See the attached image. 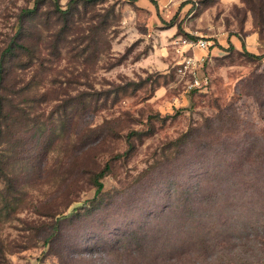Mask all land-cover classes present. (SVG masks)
Listing matches in <instances>:
<instances>
[{
	"label": "rangeland",
	"instance_id": "rangeland-1",
	"mask_svg": "<svg viewBox=\"0 0 264 264\" xmlns=\"http://www.w3.org/2000/svg\"><path fill=\"white\" fill-rule=\"evenodd\" d=\"M246 1L0 0V58L25 28L35 64L16 72L27 86L16 105L58 136L46 156L29 122L11 128L19 141L0 149V158L14 156L8 163L14 184L9 189L0 175V191L22 198L7 211L0 197L5 264L258 259L238 247L200 252L176 246L182 236L170 211L195 191L198 179L189 163L193 150H165L198 128L188 145L211 143L216 151L246 142L252 153L264 154V61L253 62L243 51L264 54V0ZM150 122L154 133L133 136L134 150L117 158L129 150L127 136L145 133ZM106 163L104 194L91 203L95 189L83 172ZM179 184L181 197L174 191Z\"/></svg>",
	"mask_w": 264,
	"mask_h": 264
},
{
	"label": "trees",
	"instance_id": "trees-1",
	"mask_svg": "<svg viewBox=\"0 0 264 264\" xmlns=\"http://www.w3.org/2000/svg\"><path fill=\"white\" fill-rule=\"evenodd\" d=\"M78 1L90 3L95 0H71L70 3L76 4ZM246 2L248 4L250 0ZM259 2L263 3L262 0ZM258 11L260 12V9ZM35 12V9L27 10L25 16L35 15ZM178 27L183 33L181 26L178 25ZM26 37H28L26 29H19L0 58V149L2 147L4 150V146L10 145L12 141L14 144L19 141L20 135L13 136L12 132L10 134L11 128L17 126L26 128L30 122L32 127L28 130L37 135L38 142L43 145L47 156L52 152L58 138L55 129L48 130L46 124L41 122L42 120L31 119L25 109L16 105V99L23 97L27 91L26 84L21 81L23 79L16 72L20 70L25 73L35 66L30 61V47L26 44ZM243 51L245 56L253 62L264 61V54L255 55L246 50ZM24 59L30 63H24ZM226 110L229 111V109ZM179 112L163 120L175 119L180 114ZM48 120L53 125L52 118L48 117ZM54 121V126L57 127V121ZM59 121L65 123L62 117ZM212 122L214 120L209 121V125ZM198 130L200 129L192 128L191 132L184 133L165 149L168 150L178 145V147L185 146L193 150L194 153L190 156L189 163L192 164L196 179H198L192 187L195 191H189L188 198L184 201H177L170 211L171 215H175V231L182 236L176 242V246L184 248L187 245V250L194 249L193 251L200 252H202L201 249L211 252L220 246L231 247V249L238 247L241 254L254 252L253 255L255 254L258 258L253 262L242 264H264V154L252 153L250 150L253 147L247 146L246 142L240 148L239 145L231 144L216 151H213L211 143H207L204 147L197 143L188 145L192 134L197 133ZM153 133L152 124L145 133L136 131L130 133L126 138L129 150L117 155V158L129 156L134 150L133 136L137 134L151 136ZM25 134L28 132L26 131ZM35 146L36 144L31 147L33 151H28L32 155L37 152L34 149ZM233 147L239 150L238 153L235 150L234 152L229 151ZM12 149H15L13 145ZM12 161H14V156L8 153L0 158V175L9 189H12L14 184L8 169V163ZM197 166L199 168H195ZM110 171V163H106L102 169L93 167L83 172L88 176L89 184L95 189V196L90 201L91 203L102 198L105 188L103 179ZM179 187H181L180 184L174 187V191L176 190L175 195L181 197L184 193ZM20 192L23 193V191ZM0 193L4 203L3 210H14L11 209L12 204L22 200V198L10 200L11 190L5 193L0 191ZM218 234L221 235L218 236ZM3 263H6L5 249L0 246V264Z\"/></svg>",
	"mask_w": 264,
	"mask_h": 264
},
{
	"label": "built area",
	"instance_id": "built-area-1",
	"mask_svg": "<svg viewBox=\"0 0 264 264\" xmlns=\"http://www.w3.org/2000/svg\"><path fill=\"white\" fill-rule=\"evenodd\" d=\"M198 46L201 48H206V43L204 41H199ZM205 83L207 84V80H205ZM196 86H200V83L198 80L195 81Z\"/></svg>",
	"mask_w": 264,
	"mask_h": 264
}]
</instances>
